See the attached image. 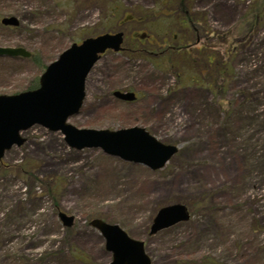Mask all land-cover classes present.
I'll return each instance as SVG.
<instances>
[{
  "label": "rangeland",
  "instance_id": "obj_1",
  "mask_svg": "<svg viewBox=\"0 0 264 264\" xmlns=\"http://www.w3.org/2000/svg\"><path fill=\"white\" fill-rule=\"evenodd\" d=\"M254 4L0 0V46L37 56L0 57V95L29 90L73 43L123 33L125 50L95 65L69 123L138 126L178 148L153 171L99 148H71L42 126L23 132L24 144L1 161L0 264H108L96 219L144 242L151 264H264V13L251 26ZM183 8L198 12V50L187 44L194 30L183 27ZM4 17L19 24L3 26ZM170 33L183 41L179 53L135 39L148 34L164 45ZM194 78L197 85L188 83ZM115 91L138 98L120 100ZM177 203L189 207L190 220L151 235L158 211ZM62 212L73 225H64Z\"/></svg>",
  "mask_w": 264,
  "mask_h": 264
},
{
  "label": "water",
  "instance_id": "obj_2",
  "mask_svg": "<svg viewBox=\"0 0 264 264\" xmlns=\"http://www.w3.org/2000/svg\"><path fill=\"white\" fill-rule=\"evenodd\" d=\"M4 25L17 26L15 17L4 18ZM123 34H104L85 39L66 49L57 61L48 66L34 91L15 95H0V160L14 145L25 142L20 135L39 124L51 131H61L67 144L76 149L100 148L106 154L127 162L143 164L158 170L178 152L173 145L158 141L146 129L133 127L117 131L78 129L68 124L70 117L78 114L86 96V79L93 66L107 50L120 51ZM0 56L30 54L22 49L0 47ZM115 96L133 101L134 93L116 92ZM64 225H73V218L60 213ZM190 218L183 204L166 206L159 210L151 226L150 234L171 227ZM106 239V248L113 253L109 264H151L145 253L144 243L134 240L117 225L102 220L91 223Z\"/></svg>",
  "mask_w": 264,
  "mask_h": 264
},
{
  "label": "flooded vegetation",
  "instance_id": "obj_3",
  "mask_svg": "<svg viewBox=\"0 0 264 264\" xmlns=\"http://www.w3.org/2000/svg\"><path fill=\"white\" fill-rule=\"evenodd\" d=\"M193 9V8H192ZM192 9H187V10H184L185 12H186V21H183V23L182 24H184L183 25V27H186V25H189L190 27L188 28L187 27V29L189 30V31H193L194 30V32L192 33V38L190 39V40H188V42H187V44L189 45V43H190V41H192L193 42V45H195L196 46V48H197V50H198V12H195V11H193ZM171 15V14H170ZM197 18V19H196ZM197 21V22H196ZM197 29V30H196ZM170 31H167V32H171L172 30L171 29H169ZM171 34V36H170V38L167 40V41H164L163 42V47L164 48H167V49H171V50H173V49H176V51L177 52H179L180 50V48H182V47H180V44L183 42V41H181L180 42V36H177L176 35V33L175 34H172V33H170ZM196 38V41L194 42V39ZM135 39L136 40H138V41H143V42H146V43H149V44H151V45H157L156 43H155V41H154V38L152 37V36H149L148 34H141V35H138L137 37H135ZM185 41H187L186 40V37L184 36V38H183ZM177 40H179L178 41V45H173L172 44V41H173V43H176V41ZM186 47V46H185ZM179 48V49H178ZM186 54H187V56H189L191 59H196V58H198V56L194 53V52H186ZM196 85L198 84V81L195 83ZM137 95V94H136ZM138 98V97H137Z\"/></svg>",
  "mask_w": 264,
  "mask_h": 264
},
{
  "label": "trees",
  "instance_id": "obj_4",
  "mask_svg": "<svg viewBox=\"0 0 264 264\" xmlns=\"http://www.w3.org/2000/svg\"><path fill=\"white\" fill-rule=\"evenodd\" d=\"M254 3H255L254 4L255 6L251 11V16H252V19L250 21L251 26L256 25V23L258 22V19L259 18L261 19V15H262V13H264V0H254ZM202 20H204V19L202 18ZM33 59H34V61L37 62V56H34ZM209 68H210V66H209ZM37 86H38V82L36 81L35 84H32L30 89H34Z\"/></svg>",
  "mask_w": 264,
  "mask_h": 264
}]
</instances>
